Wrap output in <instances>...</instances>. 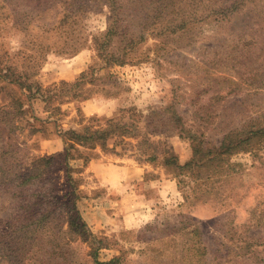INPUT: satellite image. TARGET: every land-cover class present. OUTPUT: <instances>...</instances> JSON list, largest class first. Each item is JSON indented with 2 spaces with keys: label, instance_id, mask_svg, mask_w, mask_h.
<instances>
[{
  "label": "rangeland",
  "instance_id": "1",
  "mask_svg": "<svg viewBox=\"0 0 264 264\" xmlns=\"http://www.w3.org/2000/svg\"><path fill=\"white\" fill-rule=\"evenodd\" d=\"M8 1L0 2V56L22 52L9 65L31 70L27 57L40 55L42 69L34 79L43 87L72 83L89 68H94L96 80L85 86L92 90L88 100L60 105L61 113L51 118L45 111L59 106L56 100L47 106L31 100L32 114L46 122L42 134L28 136L21 122L17 125L23 130H12L8 123L12 116L0 113V152H8L0 155V165L7 162L4 167L11 170L7 176L19 172L17 163H27L32 156H53L62 166L67 164L63 167L67 173L57 172L69 178L68 185L59 181V194L73 193L88 231L106 240V248L98 252L99 262L121 255L122 264H184L186 247L192 242L188 232L199 228L209 264H264V228L254 226L261 217L264 222V145L203 170L193 194L195 189L179 184L159 164L142 162L131 146L110 151L113 140L107 142L109 152L76 146L65 161L67 146L60 137L67 130H81L93 118L123 117V122H137L142 131L154 133L184 163L190 160L194 144L218 146L230 130L261 126L264 0L248 3L225 18H202L183 33L146 34L123 66H106L90 44V37L106 28L105 9L99 7L78 26L61 32L52 29L62 17L61 8L49 0ZM26 13L28 18L23 17ZM26 19L30 24L15 30L12 23ZM136 23H130L127 38L139 32ZM127 38L115 39L113 48L126 44ZM217 92L222 99L215 103L212 97ZM1 96L0 106L6 105L8 98ZM171 102L176 103L190 136L171 134L163 125L161 112ZM197 106H205L201 110L208 109L213 117L205 129L193 116ZM5 184L0 172V264H20L15 231L22 213ZM246 240L252 242L250 251L240 252L236 246L244 247ZM45 251L49 246L41 252L43 260L53 264ZM72 251L75 264H85L86 246L74 244Z\"/></svg>",
  "mask_w": 264,
  "mask_h": 264
},
{
  "label": "trees",
  "instance_id": "2",
  "mask_svg": "<svg viewBox=\"0 0 264 264\" xmlns=\"http://www.w3.org/2000/svg\"><path fill=\"white\" fill-rule=\"evenodd\" d=\"M49 1L61 8L62 17L57 26L52 28L61 32H65L66 28L78 26L84 17L95 14L99 7L105 9L106 28L103 32L92 35L90 44L94 48L97 59L106 66H123L129 56L135 52L137 45L144 40L146 34H155L157 37L163 34L183 33L193 23L202 21V18H225L232 13L242 11L248 3H255L256 0ZM8 3H11V0ZM203 13L204 16H201ZM29 16L30 14L26 13L23 17L28 18ZM11 17L14 19L13 16ZM131 22H139L136 24L140 30L139 32L133 31L127 38ZM16 23H12L15 30H22L30 24V19H26L18 25ZM117 38H127L126 44L113 48L112 43ZM86 43H88V36L85 38V45ZM21 53L12 57L7 54L0 56V96L8 98L7 104L0 106V113L4 116H12V122H8L9 125H13L12 130H23L21 126L17 125L18 122H21L28 130V136H35L46 131V122L32 114V110L29 109L31 100H41L46 106L56 100L59 106L52 108L50 112L45 111L48 118H51L61 113L60 105L70 102L82 103L88 100L91 96L89 91L92 90L85 89V86L93 85L96 79L94 78V68H89L72 83L60 81L57 84H52L50 88L43 87L38 80L34 79L42 69L43 57L41 58L40 55L38 59L32 56L27 57L30 61L29 64L32 63L30 66L34 69L33 71L27 68L18 71L16 67L8 64L12 58ZM53 91L54 93H52ZM212 98L215 103L222 99L219 92L215 93ZM194 105L196 106L195 103ZM203 107L205 106H197L193 111V116L197 119L198 126L205 129L213 117L208 109L201 110ZM161 113H163L161 118L164 120L162 123L168 127L169 133L177 134L180 137L191 135L192 132L185 127L176 110V103L171 102ZM161 113L156 112V115L161 116ZM78 115L82 117L80 111H78ZM123 119L118 116L103 121L93 118L89 120V125H84L79 131L70 129L61 132L60 137L67 146L64 160L67 161L70 150L76 146L88 149L99 147L109 152L107 142L113 140V148L110 151L114 152L116 147L123 150L126 145H129L139 152L142 162L152 165L159 164L168 174L178 178L179 184L182 183L188 187V190H191L197 187V183L202 179L203 170L209 166H218L217 164L225 162L227 158L243 152L251 153L256 147L264 145L263 123L261 126H252L248 130L234 129L226 132L218 146L194 144L190 160L181 163L177 156L167 148L165 142L158 139L154 133L144 132L136 124L137 122H123ZM127 140L134 141V144ZM7 154L8 152L5 150L0 152L1 157ZM5 164L7 162L3 160L0 165L1 175L5 178V189L10 198L15 200V207L22 213V218H20L22 222L16 226L18 229L15 231L16 243L21 245L18 252L22 253L17 256L18 258H16V251L13 253L14 258L20 264H52L49 260H43L41 256V252L47 246H49V251L44 253L53 259V264H75L72 259L74 244L86 246L85 264H122L121 255L107 262L98 261V252L100 249L106 248V240L97 239L88 231L74 206L73 193L59 194L61 191L59 190V181L63 179L64 183L68 185L69 178L68 176L60 177L57 172L67 173V169L64 170L67 168V164L62 166L53 156H32L27 163H17L19 172L10 173L8 176L7 173L11 170L6 169ZM197 189L193 190V194ZM261 218L254 226L264 228ZM8 229L10 231L11 226ZM188 234L192 236V242L186 247L184 264H209L208 250L205 242L201 239L199 228L190 230ZM250 242L246 240L244 243L247 244H244V247L236 246V248L240 249V252L245 250L247 253L250 251Z\"/></svg>",
  "mask_w": 264,
  "mask_h": 264
},
{
  "label": "crops",
  "instance_id": "3",
  "mask_svg": "<svg viewBox=\"0 0 264 264\" xmlns=\"http://www.w3.org/2000/svg\"><path fill=\"white\" fill-rule=\"evenodd\" d=\"M0 97H2V96H0ZM6 98V97H5Z\"/></svg>",
  "mask_w": 264,
  "mask_h": 264
}]
</instances>
